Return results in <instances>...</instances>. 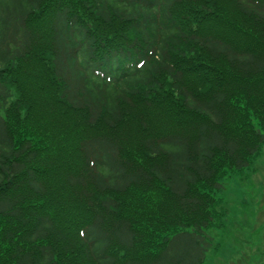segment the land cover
Listing matches in <instances>:
<instances>
[{"label": "trees", "instance_id": "1", "mask_svg": "<svg viewBox=\"0 0 264 264\" xmlns=\"http://www.w3.org/2000/svg\"><path fill=\"white\" fill-rule=\"evenodd\" d=\"M0 61V264L204 263L264 145V0H0Z\"/></svg>", "mask_w": 264, "mask_h": 264}, {"label": "rangeland", "instance_id": "2", "mask_svg": "<svg viewBox=\"0 0 264 264\" xmlns=\"http://www.w3.org/2000/svg\"><path fill=\"white\" fill-rule=\"evenodd\" d=\"M12 30L9 25V35ZM221 182L215 197L225 214L222 225L209 230L212 244L203 264H264V145L249 165Z\"/></svg>", "mask_w": 264, "mask_h": 264}]
</instances>
